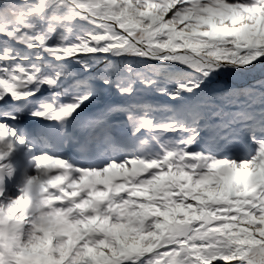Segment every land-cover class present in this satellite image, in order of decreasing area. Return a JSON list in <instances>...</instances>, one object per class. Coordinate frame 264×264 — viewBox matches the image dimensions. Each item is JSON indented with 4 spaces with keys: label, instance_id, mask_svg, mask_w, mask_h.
Returning <instances> with one entry per match:
<instances>
[{
    "label": "snow or ice",
    "instance_id": "obj_1",
    "mask_svg": "<svg viewBox=\"0 0 264 264\" xmlns=\"http://www.w3.org/2000/svg\"><path fill=\"white\" fill-rule=\"evenodd\" d=\"M0 264H264V0H0Z\"/></svg>",
    "mask_w": 264,
    "mask_h": 264
}]
</instances>
